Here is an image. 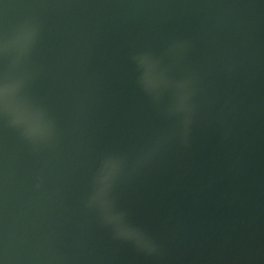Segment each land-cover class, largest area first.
Instances as JSON below:
<instances>
[{"label":"water","instance_id":"95a60500","mask_svg":"<svg viewBox=\"0 0 264 264\" xmlns=\"http://www.w3.org/2000/svg\"><path fill=\"white\" fill-rule=\"evenodd\" d=\"M0 264H264V0H0Z\"/></svg>","mask_w":264,"mask_h":264}]
</instances>
